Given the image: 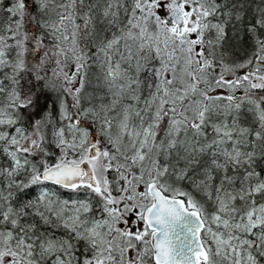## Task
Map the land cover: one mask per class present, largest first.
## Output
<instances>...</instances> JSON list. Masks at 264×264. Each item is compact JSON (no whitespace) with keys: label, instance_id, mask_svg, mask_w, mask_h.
Instances as JSON below:
<instances>
[{"label":"snow or ice","instance_id":"6c2138e0","mask_svg":"<svg viewBox=\"0 0 264 264\" xmlns=\"http://www.w3.org/2000/svg\"><path fill=\"white\" fill-rule=\"evenodd\" d=\"M0 264H264V0H0Z\"/></svg>","mask_w":264,"mask_h":264}]
</instances>
